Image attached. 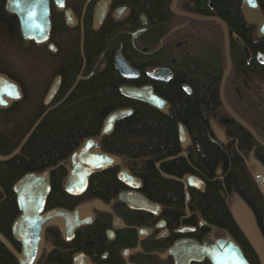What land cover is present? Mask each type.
<instances>
[{
	"label": "flooded vegetation",
	"instance_id": "obj_1",
	"mask_svg": "<svg viewBox=\"0 0 264 264\" xmlns=\"http://www.w3.org/2000/svg\"><path fill=\"white\" fill-rule=\"evenodd\" d=\"M63 1L64 8L58 9L53 0H48V36L44 42L39 43L21 37L17 18L5 12V0L3 1L4 13L14 16L19 37L32 50L22 55L23 65H20L25 76L23 86L27 96L31 97L30 102H19L24 94L21 85L0 70V76L14 84L19 93V97H6L4 103H0V152H3L0 153V264H21L16 255L21 254L22 244L12 230L13 222L21 211L12 187L27 173L41 175L44 172L48 174L49 190L38 215L61 209L70 215V222L77 225L66 238L64 218L53 216L41 223L36 242L33 241L35 236L31 234V228L28 231L27 227H23V231L28 232L30 249L34 247L33 257L27 264H211L207 258L186 263L175 261L167 253L176 240L189 239L200 243L205 235H210L212 239L229 237L237 245L246 264H264V255L260 260L247 236L233 219V212L240 202L253 217L264 246L263 228L258 223L259 213L251 212L240 198L231 195L226 197L229 201L230 229L226 228L223 221L219 222L218 229L209 225L208 221L188 206L191 198H198L199 194L203 193L204 183L186 171L191 168L193 151L198 148L196 140L195 147L192 146V140L198 137H205L218 145L221 169L225 170L233 160L249 172L250 168H260L264 171V68L257 66V63L264 64V55L256 52L254 61L249 66L242 62L239 66H232V44L241 49L245 58L249 57V52L246 46L226 29L222 20L212 13L210 0H204L200 4L194 0ZM97 3L105 6L99 17L94 13ZM65 8L69 10L74 22L71 26L64 18ZM241 15L244 17L242 13ZM260 15L262 16L261 13ZM244 21L254 25L255 38L264 37L257 35L254 22L247 21L245 17ZM140 28L144 29L132 35ZM5 31L8 33L6 29ZM219 40L223 44L222 55L215 48ZM105 41L108 43V53L103 51ZM241 45L245 47L247 54ZM36 48L41 49L42 55L46 57L36 55ZM10 51L11 59L12 56H17L13 47ZM104 54L108 55L110 67L120 78L115 89L121 97L150 106L159 112H170L171 119L176 122L180 149L159 159L154 168L162 179L177 185V190L181 193L177 208L173 203L176 200L173 194H165L167 203L164 205L144 195L143 181L123 167H118L114 173L118 183L116 190L105 185L97 189L102 192L101 198L87 199L84 195L90 180L102 175L109 168L118 166L119 163L116 156L100 149L95 138L84 139L63 164L64 171L59 179L62 194L58 192V196L63 198V203L58 201L61 199L47 202L50 193V169L53 166L39 172L25 171L16 178L12 177V168L5 166L17 153V148L8 152L10 145L25 135L19 128L24 125V113L29 110L32 112L36 102L49 107L53 97L62 90L59 89L60 86L70 90L76 84L81 85L89 80L98 69L103 68L104 63L101 60H106ZM115 54L128 64L130 71L127 75H121L115 68ZM14 63L16 66V62ZM40 68L53 69L43 82L38 78ZM55 77L57 88L44 103L43 98ZM217 79L218 85L215 86ZM123 85L150 88L152 93L163 101L162 107L157 108L124 97L118 91V87ZM117 121L105 134H100L101 122L98 135L109 134ZM199 123H202V127H199ZM29 124L31 129L34 126L33 115H29ZM178 126L184 133L183 144L180 142ZM87 141H93L97 146L93 153H106L115 157L117 162L114 166L90 174L81 193L69 194L65 192L64 185L71 157L80 151ZM180 161L183 167L177 169L180 168L177 165ZM161 165L169 170L174 168L175 172L166 173L160 169ZM120 170L138 178L139 184L127 186L120 182L117 178ZM190 176L202 182L201 191L189 185ZM251 176L253 177L252 174ZM254 180L264 197V181L255 178ZM182 181L185 183V190ZM133 184L136 185V182ZM118 192H135L142 195L155 205L153 211L128 207L116 198ZM67 245L72 247L66 249ZM57 253L62 257L67 253L69 262L56 259Z\"/></svg>",
	"mask_w": 264,
	"mask_h": 264
},
{
	"label": "trees",
	"instance_id": "obj_2",
	"mask_svg": "<svg viewBox=\"0 0 264 264\" xmlns=\"http://www.w3.org/2000/svg\"><path fill=\"white\" fill-rule=\"evenodd\" d=\"M3 1L0 0V70L21 85L24 94L19 102L25 104L30 102L31 97L27 96L23 86L25 76L20 68V65H23L21 57L32 48L19 37L14 16L4 13ZM194 1L199 4L204 2V0ZM210 1L212 13L222 20L226 29L231 31L249 52V57L245 58L241 49L232 44L230 46L232 66H239L241 62L249 66L254 61L256 52L264 55V37L255 38L254 25L244 21V17L239 12L241 0ZM255 2L264 18V0H255ZM107 45L108 43L103 46L105 53H108ZM12 47L17 56H12L11 59L9 55ZM104 56L106 60H101L104 63L103 68L98 69L89 80L81 85L76 84L70 90L63 88V85L60 86L59 89L62 90L53 97L49 107L36 102L32 112L29 110L24 113L26 119L24 125L19 128L25 135L17 138L10 145L8 152L17 148V153L5 166L12 168L14 176H11L14 178L25 171L39 172L53 166L50 169V193L47 202L61 199L58 201L63 203V198L58 196V192L62 194L59 179L64 171L63 164L68 155L84 139L95 138L99 142L100 149L116 156L119 163L118 166L109 168L102 175L90 180L84 195L87 199L101 198L102 192L97 189L105 185L116 190L118 183L114 173L118 167H123L130 174L140 177L143 181L144 195L164 205L167 203L165 194H173L176 197L173 203L177 208L181 197L177 185L162 179L154 168V164L159 159L180 149L176 122L171 119L170 112H159L150 106L121 97L115 89L120 78L110 67L108 55L104 54ZM257 66L264 68V64L257 63ZM214 83L217 86L218 79ZM117 107H130L132 112L117 121L109 134L99 136L103 117ZM29 115H33L34 120L31 129L28 127ZM198 125L202 127V123ZM194 140L197 141L198 148L193 151L191 168L186 171L204 183V191L198 198H191L188 206L208 221L209 225L218 229L219 222L223 221L226 228L230 229L229 201L226 197L235 195L251 212L259 213L258 223L263 228L264 239V197L258 183L245 167L235 164L233 160L225 170L221 169L217 144L205 137H198L192 140L193 147H195ZM177 165L180 166L177 169H181L182 161L177 162ZM160 169L166 173L175 172L174 168L169 170L163 165ZM71 247L67 245L66 249ZM56 257L66 262L70 260L67 253L63 257L57 253Z\"/></svg>",
	"mask_w": 264,
	"mask_h": 264
},
{
	"label": "water",
	"instance_id": "obj_3",
	"mask_svg": "<svg viewBox=\"0 0 264 264\" xmlns=\"http://www.w3.org/2000/svg\"><path fill=\"white\" fill-rule=\"evenodd\" d=\"M54 5L58 9L64 8L63 0H53ZM105 6L97 3L94 8V13L98 17L102 15ZM4 9L6 13L16 16L21 37L24 40H33L35 43L44 42L47 39L49 31V10L48 0H5ZM240 11L247 21L256 24L257 35H264V19L260 15L254 0H242ZM64 18L69 26L73 25V20L69 14V10H63ZM144 28H140L132 35H136ZM244 50L245 47L241 45ZM226 50V49H225ZM246 51V50H245ZM247 54V51L245 52ZM114 66L121 75H127L130 68L125 60L115 54ZM57 88V77L53 79L49 85L43 102L46 103L48 99L54 94ZM121 95L127 98L139 100L149 105L161 108L163 101L156 97L150 88L140 87L133 88L127 86L118 87ZM0 97L1 104L4 103L5 98H17L19 93L14 84L7 81L0 76ZM131 113L128 108H116L105 115L102 121L100 134H105L110 131L112 124L126 117ZM178 133L180 142L183 144L184 133L180 126H178ZM97 146L93 141H87L82 149L76 152L71 157L70 167L66 176V183L64 185L65 192L69 194L81 193L85 186L87 177L95 172H99L107 167L114 166L117 159L106 153H93ZM171 159V158H167ZM167 178H172L162 175ZM117 178L120 182L127 186H137L139 179L120 170L117 173ZM189 185L201 191L203 184L195 177H188ZM136 182V185L133 184ZM183 182V181H182ZM184 190H185V183ZM17 196L21 214L18 215L12 226L13 234L22 244V252L16 255L21 264H27L31 261L34 254V247L30 249L27 240V233L23 231V227H27L28 231L31 228V234L35 237L34 242L38 239L40 225L45 220L59 216L64 218L66 238L70 236L76 223L70 222V215L61 209H53L43 215H38L45 196L49 190L48 174L44 172L41 175H34L27 173L20 177L12 187ZM264 190V188L262 187ZM116 198L124 202L130 208L143 209L153 211L155 205L147 201L142 195L131 192H118ZM233 219L235 223L242 229L247 236L249 242L252 244L254 250L258 254L260 260L264 255V246L260 236L257 233L255 222L251 214L239 202L237 208L233 212ZM26 223V226L24 224ZM28 224V225H27ZM175 261H183L184 263L190 260H201L207 258L211 264H246L235 242L229 238L212 239L210 235H205L200 243L189 239L176 240L167 250Z\"/></svg>",
	"mask_w": 264,
	"mask_h": 264
},
{
	"label": "rangeland",
	"instance_id": "obj_4",
	"mask_svg": "<svg viewBox=\"0 0 264 264\" xmlns=\"http://www.w3.org/2000/svg\"><path fill=\"white\" fill-rule=\"evenodd\" d=\"M215 48L217 50H219V53L222 55V53H223V44H222V42L220 40L218 41V43H216ZM35 52H38V54H36V55L43 56L41 49L36 48L35 49ZM45 57L46 56H43V58H45ZM52 70L53 69H43V68H40L39 75H38V78L40 77L39 80L42 81V82H43V80H46L48 78V76L50 75V73H51ZM41 86H42V84H41ZM250 172H251V174L253 175V177L255 179H257V180H263L264 181V171L261 170L260 168H250Z\"/></svg>",
	"mask_w": 264,
	"mask_h": 264
},
{
	"label": "snow or ice",
	"instance_id": "obj_5",
	"mask_svg": "<svg viewBox=\"0 0 264 264\" xmlns=\"http://www.w3.org/2000/svg\"><path fill=\"white\" fill-rule=\"evenodd\" d=\"M0 102H2V101H0Z\"/></svg>",
	"mask_w": 264,
	"mask_h": 264
}]
</instances>
